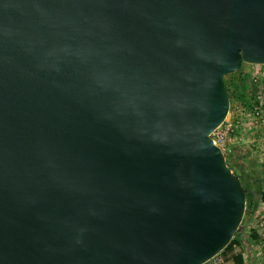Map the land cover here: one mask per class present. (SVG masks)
I'll return each instance as SVG.
<instances>
[{
	"label": "water",
	"instance_id": "95a60500",
	"mask_svg": "<svg viewBox=\"0 0 264 264\" xmlns=\"http://www.w3.org/2000/svg\"><path fill=\"white\" fill-rule=\"evenodd\" d=\"M264 64V0H0V264H202L245 188L209 134Z\"/></svg>",
	"mask_w": 264,
	"mask_h": 264
},
{
	"label": "rangeland",
	"instance_id": "374dc122",
	"mask_svg": "<svg viewBox=\"0 0 264 264\" xmlns=\"http://www.w3.org/2000/svg\"><path fill=\"white\" fill-rule=\"evenodd\" d=\"M260 77H264V64L244 62H241L236 71L223 77L228 110L217 127L226 134V146L229 149L224 156L226 166L243 181L246 177L252 179L254 187L258 185L262 190L264 185L259 173L264 169L261 159L263 150L259 145L264 144V139L259 138V133L264 132V108H261V113H256L259 104L255 96L256 86L252 82L254 78ZM235 233L241 245L234 244L231 251L225 254L219 251L202 264H232L233 254H240V264H243V260L252 253L255 263L260 262L255 253L259 251L262 254L264 250V201L256 200L249 211H243ZM251 233L255 234L254 238ZM247 242L256 243L257 248L247 246Z\"/></svg>",
	"mask_w": 264,
	"mask_h": 264
},
{
	"label": "trees",
	"instance_id": "16d2710c",
	"mask_svg": "<svg viewBox=\"0 0 264 264\" xmlns=\"http://www.w3.org/2000/svg\"><path fill=\"white\" fill-rule=\"evenodd\" d=\"M230 159V158H229ZM239 178V177H238ZM240 183L243 188H245V203H244V212L249 211L256 200L264 201V191L260 190L258 185L254 187L252 183V179L246 177L243 181L239 178ZM251 237L254 238L255 234L251 233ZM241 245L240 240L236 237L235 231L232 233L231 238L227 242V244L221 249L220 253L225 254L231 251L232 246ZM232 264H240L241 263V256L240 254H233L231 255Z\"/></svg>",
	"mask_w": 264,
	"mask_h": 264
},
{
	"label": "built area",
	"instance_id": "2783aa9c",
	"mask_svg": "<svg viewBox=\"0 0 264 264\" xmlns=\"http://www.w3.org/2000/svg\"><path fill=\"white\" fill-rule=\"evenodd\" d=\"M253 84L256 86V99L258 102V110L256 113H261V110L264 108V77L254 78L252 80ZM262 108V109H261ZM260 122H263V119H260ZM209 137L211 142L219 148L223 156H225L229 149L226 146V134L224 131H221L216 127L210 134Z\"/></svg>",
	"mask_w": 264,
	"mask_h": 264
},
{
	"label": "crops",
	"instance_id": "0c3cea01",
	"mask_svg": "<svg viewBox=\"0 0 264 264\" xmlns=\"http://www.w3.org/2000/svg\"><path fill=\"white\" fill-rule=\"evenodd\" d=\"M260 137H261L262 140L264 139V132L259 133V138ZM257 138H258V136H257ZM259 146H260V149L263 150V152L261 153L263 155L261 159L263 161L262 164L264 166V144H261ZM259 176L262 179L261 182H263V185H264V169H263L262 173H259ZM262 191H264V187L262 188ZM263 243H264V241H262V244ZM246 245L247 246L248 245L249 246H252L253 249H254V247L257 248L256 243L253 244V242H247ZM258 253H259V251H257V253H255V254L257 255V258L256 259H258L260 261L259 263H255V260H254L253 255H252L254 253H252V254H248V257L245 258V259L243 257V259H244L243 260V264H264V255H262V254H264V250H263V253L262 254H260V253L258 254Z\"/></svg>",
	"mask_w": 264,
	"mask_h": 264
}]
</instances>
